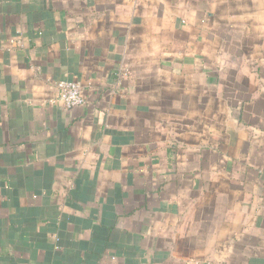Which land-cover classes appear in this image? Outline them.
Wrapping results in <instances>:
<instances>
[{"label":"crops","instance_id":"obj_1","mask_svg":"<svg viewBox=\"0 0 264 264\" xmlns=\"http://www.w3.org/2000/svg\"><path fill=\"white\" fill-rule=\"evenodd\" d=\"M0 264H264V0H0Z\"/></svg>","mask_w":264,"mask_h":264},{"label":"built area","instance_id":"obj_2","mask_svg":"<svg viewBox=\"0 0 264 264\" xmlns=\"http://www.w3.org/2000/svg\"><path fill=\"white\" fill-rule=\"evenodd\" d=\"M56 88V101L61 103L64 108L71 109L85 103V97L77 81L59 80L56 82Z\"/></svg>","mask_w":264,"mask_h":264}]
</instances>
